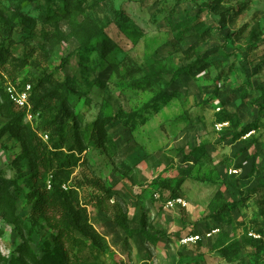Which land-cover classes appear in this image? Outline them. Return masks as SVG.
Listing matches in <instances>:
<instances>
[{"label": "rangeland", "instance_id": "374dc122", "mask_svg": "<svg viewBox=\"0 0 264 264\" xmlns=\"http://www.w3.org/2000/svg\"><path fill=\"white\" fill-rule=\"evenodd\" d=\"M18 5L23 19L2 44L0 25L9 57L0 178L14 181L2 206L12 219L0 213V264H38L54 246L32 213L22 136L48 141L40 122L56 114L57 98L36 111L29 101L17 139L1 132L5 89L29 85L36 100L64 82L82 150L45 182L55 175L73 200L72 232L88 264H264V0H0V16ZM117 113L134 115L90 136L91 124ZM174 199L184 206L167 207ZM211 230L180 245L186 233Z\"/></svg>", "mask_w": 264, "mask_h": 264}, {"label": "trees", "instance_id": "16d2710c", "mask_svg": "<svg viewBox=\"0 0 264 264\" xmlns=\"http://www.w3.org/2000/svg\"><path fill=\"white\" fill-rule=\"evenodd\" d=\"M23 1L32 3L35 0ZM20 11V6L18 5L12 16H0V25H4L1 44L4 42L5 37H9V34L18 24V20L23 19L22 13ZM47 16H49V14ZM86 45H82V47L80 46L77 50L83 49ZM6 53L7 51L4 50L3 45H1L0 72L5 70L6 62L9 60V57L6 55ZM70 55L71 53L63 58L60 61L59 66L53 70L51 74L56 71L62 72L64 66L70 59ZM7 73L11 79V82H13L14 76L12 77L10 72ZM40 87L41 82L36 83V85L33 86L32 92L34 93V96H37V91L40 89ZM60 88L62 91H59ZM53 95L57 98L56 114L50 115L51 117H45L43 115L40 122L41 129L44 132L48 131V141H43L41 137L31 130L26 131L25 136H22V142L29 158V163L33 169V172L31 173L27 183L28 194L30 199L33 201L32 213L35 217L44 220L48 228L54 233L52 238L54 244L53 248L44 252L41 257H37V262L38 264H88L80 251V246L82 243L76 239L74 233L72 232V229L77 224L72 205L73 200L70 199L69 193L60 190L58 184L56 183L55 175L52 177L51 186L50 183L48 185L45 182L47 177L46 174L52 169L55 168L58 171H64L65 169L72 167L77 161L74 156L75 150H82V140L78 131V123L75 121V123H73V125L68 128L69 118L66 110L68 91L65 82L56 85L51 92L41 95L40 97L36 98V100H33L32 97L29 98V101L33 105V110L36 111L39 108H44L42 104L45 97L52 99ZM5 98L9 103L8 112L6 115V118L9 120V122L1 129V132L10 133L17 139H20V133L22 131L21 122L24 110H15L14 105L9 101L6 94ZM33 102L36 103L33 104ZM132 115H134V113H117L113 117H106L94 122L90 125V136L94 138L95 134H99L101 136L105 134L102 130V127H104L113 119L118 120L124 117V121L122 122L127 125L126 122L129 119L128 117ZM70 117H72L71 113ZM97 141L99 144V140ZM74 144H76V148ZM64 148H67L66 152H64ZM12 184H14L13 180L0 178V213H2L3 216L8 220L12 219V214L6 213L5 209L2 207L5 202H8V198L4 199L3 196H5L4 194L6 193V189L10 188ZM48 186L50 187L49 189ZM15 193L18 194V192ZM120 226H122V229L127 232V234L133 233V231L129 230L127 226ZM138 233H141L146 238V240L152 244L158 242V236H152L150 233L144 230L138 231ZM20 235L23 238L24 235L21 234V232ZM249 242L252 245L258 243V241L255 240H251ZM73 246L79 247L77 253H73Z\"/></svg>", "mask_w": 264, "mask_h": 264}, {"label": "built area", "instance_id": "2783aa9c", "mask_svg": "<svg viewBox=\"0 0 264 264\" xmlns=\"http://www.w3.org/2000/svg\"><path fill=\"white\" fill-rule=\"evenodd\" d=\"M6 95L8 96L9 101L14 105L16 109L19 110H28L30 108L29 106V90L30 86L26 85L24 88L18 90L13 85L9 84L7 85L6 89ZM50 187L48 186V189ZM182 204L184 206V203L181 199H174L172 201H168L166 203L167 207H173L174 205ZM217 230H211L209 232H206L204 234H190L186 233L184 234L180 239V245H191L195 244L198 241H201L205 237H210L212 234H214Z\"/></svg>", "mask_w": 264, "mask_h": 264}, {"label": "crops", "instance_id": "0c3cea01", "mask_svg": "<svg viewBox=\"0 0 264 264\" xmlns=\"http://www.w3.org/2000/svg\"><path fill=\"white\" fill-rule=\"evenodd\" d=\"M190 234H198V233H190ZM199 235H200V234H199ZM202 240H203V239H202ZM198 242H199V241H198ZM198 242H197V243H198ZM195 244H196V243H195ZM191 245H194V244H191Z\"/></svg>", "mask_w": 264, "mask_h": 264}]
</instances>
